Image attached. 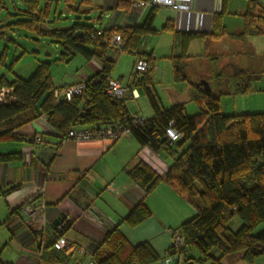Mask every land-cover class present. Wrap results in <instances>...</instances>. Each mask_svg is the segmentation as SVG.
<instances>
[{
    "label": "trees",
    "instance_id": "16d2710c",
    "mask_svg": "<svg viewBox=\"0 0 264 264\" xmlns=\"http://www.w3.org/2000/svg\"><path fill=\"white\" fill-rule=\"evenodd\" d=\"M23 1L28 4L29 11L18 22L34 28L36 21L48 16L50 5L44 8L43 0ZM132 1L118 0V6L129 7ZM91 2L92 0H82L80 4L87 5ZM67 3L71 10L80 9L75 6V0H67ZM3 4L4 0H0L2 35ZM157 10V7H153L141 25L103 29V34H99L100 28L94 25L78 22L69 28L49 31L66 48L64 54L79 51L89 60L97 57L102 62V69L85 79L83 96L75 95L70 100L63 96L57 99L55 91L62 86L58 87L54 82L48 61H41L29 78L16 77L8 80L4 76L0 77V91L3 88L10 89L6 101L0 102V142L18 139L17 131L41 114L48 118L49 123L63 138L71 128L78 125L90 127L115 122L130 127L131 134L137 141L154 151L174 155L175 145H186L189 141V145L174 156L163 175L143 159L128 168L129 175L146 192L165 182L195 207L196 213L192 217L173 228L180 229L186 241L179 255L193 247L204 257L219 260L224 256L237 259L245 255L253 261L258 255L264 254V231L253 233L257 224L264 221V111L226 113L222 110L220 89L213 86L212 91L207 92L197 86V83L193 85L194 94L201 108L196 114L190 115L184 103L170 107L160 106L148 87L156 71V56L153 51L146 56L147 72H142L141 80L138 78L145 85L154 109V115L146 117L145 123L133 122L135 113L129 111L127 101L106 91L107 80L112 76L115 65L114 53L120 49L111 46L105 41V37L118 32L123 39L122 50L136 51L145 35L156 32L154 20ZM222 15L223 11L214 14L212 29L208 33L183 32L184 48L198 35H203L206 45H209L213 40L222 39L229 34ZM244 17L242 30L233 36L246 41L250 36L264 34V5L261 0H249ZM163 29L175 30L172 20L168 19ZM77 30L82 32L78 33ZM85 43L94 45V49L87 48ZM110 50L114 58L109 56ZM189 57L191 55L187 49L181 55L171 56L177 79L185 76ZM241 73H244L243 78L237 79L235 83L229 81V87L234 85L233 93L254 90L252 75L243 70L237 71V74ZM206 78L208 79L207 76ZM170 124L182 132V137L176 141H171L166 135ZM21 156V152L0 153V160L19 159ZM151 214L148 205L141 201L122 222L136 226ZM236 214L242 219V225L238 230H232L230 222ZM106 242L110 243V251L103 254L98 250L94 254L98 264H152L160 257L148 241L132 244L119 227L108 232ZM215 248L221 251L219 257L213 255ZM175 253L178 251L172 245L168 255Z\"/></svg>",
    "mask_w": 264,
    "mask_h": 264
},
{
    "label": "crops",
    "instance_id": "0c3cea01",
    "mask_svg": "<svg viewBox=\"0 0 264 264\" xmlns=\"http://www.w3.org/2000/svg\"><path fill=\"white\" fill-rule=\"evenodd\" d=\"M261 1L264 5V0ZM81 2L82 0H75V6L80 8L75 10L77 14L89 15L99 11L101 15H98L94 26L108 30L141 25L151 9L159 7L150 6L141 11L132 10L130 6L119 7L118 0H92L91 4L87 5L80 4ZM228 2L223 0V12L228 8ZM65 4L69 10L67 0ZM198 5L201 10L209 12L214 0H198ZM164 7L172 11V15L164 20H172L175 30H164L173 33V50L181 48L183 32L211 31L214 14L222 12H209V26L204 30H185L176 25L178 13L168 6ZM245 10L242 9L241 13L244 14ZM53 20H57V17ZM223 21L225 24L230 22L227 16ZM77 22L83 23L80 19L67 27H55L54 30L69 28ZM242 28L243 25H240L235 31H228L229 34L222 39L213 40L209 45H206L204 37L201 38L203 46L208 49L205 50V55L200 57L206 65V71L212 64L211 55L222 53L227 56L231 54L232 49L247 45V42L233 36ZM149 39V34L145 35L142 43L148 42ZM251 39L250 36L246 41L249 43ZM193 42L196 41L192 39L189 46H192ZM209 48L212 53H209ZM190 55L187 63L194 58V54ZM109 56L114 58L111 50ZM251 60H248L247 68L242 67L236 60L228 61L234 70L233 64H236L238 70L252 75L254 88L249 92L238 91L241 95H251L253 100L248 106L233 109L229 113L264 111V86L253 85V80L263 76L264 55L257 59L256 65ZM88 69L89 71L74 75L73 80L57 83V86H65L93 76L102 69L101 60L97 57L91 58ZM159 69L160 67L156 66V72ZM139 74L132 81L135 87L134 80L139 78ZM137 91L140 95L138 88ZM233 92L234 90H226L228 94ZM153 115L154 111L146 117ZM35 134H41L43 141H30ZM17 135L18 139L0 142V153H22L19 159L0 160V264H89L95 261L96 251L99 250L103 254L110 251V243L106 242L107 234L117 227L132 244H137L142 238H149L143 237L138 231L143 225L153 231V221L155 226L158 224L164 230L162 225L166 222L181 224L189 218V215H185L186 200L167 183L161 182L152 191L146 192L144 187L129 175L128 168L135 165L139 159L145 160L163 175L175 156L141 145L131 133L116 140L64 139L49 123L48 118L41 114L22 126ZM141 201L148 205L151 216L136 226L122 222ZM27 207H31V211H27ZM64 220L67 223L62 227L60 223ZM174 226L169 225V228ZM58 234L68 237L70 248L61 251L53 248L52 243ZM228 259L232 261V258Z\"/></svg>",
    "mask_w": 264,
    "mask_h": 264
},
{
    "label": "rangeland",
    "instance_id": "374dc122",
    "mask_svg": "<svg viewBox=\"0 0 264 264\" xmlns=\"http://www.w3.org/2000/svg\"><path fill=\"white\" fill-rule=\"evenodd\" d=\"M228 1V8L225 9L222 16L223 18L227 16L230 22L228 24L224 23V26L228 31H235L240 25H244L245 17L241 13V10L248 7L249 0ZM42 3L44 8L50 5L49 14L48 16H44L40 21H36L34 28H30L18 22V20L28 15L26 13V11H29L28 4L23 0H4V4L1 7V24H3L2 33L4 35L0 34V77L4 76L8 80H14L16 77L29 78L41 61L50 62V71L56 85L62 81L73 80L74 75L80 74L83 71H89V59L83 53L78 51L74 54H64L63 52L66 49L64 45L48 32L55 27H67L80 19L85 24L94 25L100 12L98 11L89 15L83 13L77 14L75 10H68L66 8L65 0H43ZM169 15H172L171 10L164 6L158 7L154 20L156 32L149 34L150 39L148 42L142 43L141 40L137 48L138 53L155 52L153 53L156 56V66L160 67V69L153 73L148 87L154 93L159 105L170 107L175 104L184 103L190 115L196 114L199 112L201 104L194 94L193 85L199 79L207 76L212 87L214 86L222 92L221 103L224 112L228 113L233 109H242L248 106L253 100L251 95L226 93V90H235L234 85L228 86L229 81L235 83L237 79L244 77V73L237 74L228 61L236 60L242 67L247 68L249 61L252 59L251 62H254L253 64L256 65L257 59L259 60L264 55V34L251 36L252 39L249 43L245 41L247 42L246 46H238L232 49L230 55L225 56L222 53L211 55L210 57H214V59L211 60L212 64L208 71H206V65L200 60V57L205 55V50L207 49L205 45L203 46V35L195 36L194 41L196 42H193L192 46L187 47L186 44L184 48L182 43L181 48L173 50V45H171L173 33H169L163 29V24L166 21L164 19L169 17ZM55 16L57 20L54 21L53 18ZM84 45L89 49H94L95 47L94 45L90 46V43H85ZM186 49L189 54H194V58L185 68V76L177 79L170 55H181L183 50L186 51ZM209 53H212L211 48H209ZM114 56L116 62L112 70L113 77L120 78L123 82L130 81L133 84L132 69L137 59L136 51L131 52L130 50L123 49L119 54L118 52L117 54L114 53ZM262 74L263 76L260 79L253 80L255 87L264 86V72ZM142 76L143 74L140 73L139 80L142 79ZM139 80H135L136 87L140 91L139 97L126 101L131 113L140 112L144 116H147L154 109L145 85ZM201 87L204 88L203 86ZM189 143L188 141L186 145H175L174 155L180 153ZM185 202L187 204H185V215H189L187 218H190L194 215L195 207L187 200ZM154 223L152 221L155 228L153 231L149 228L146 229L145 225L138 230L143 237H149L148 239L142 238V241H148L160 255L159 259L152 264H189L191 261H193L192 264H264V254L258 255L253 261H250L245 255L237 259L230 257L232 261L228 259L229 256H224L217 260L214 257L202 256L193 247L183 251L179 256L172 255L173 258L169 259L171 257L168 255L169 249L173 245L171 230L180 224L178 222H175V224L166 222L162 225L164 228L162 230L160 225L157 224L155 226ZM169 225L175 226L170 229ZM241 225L242 219L236 214L231 220L230 226L232 230H238ZM262 231H264V221L257 224L253 233L259 234ZM219 250L218 248L214 249L213 252L216 253H213V255L215 254V257L221 255V251Z\"/></svg>",
    "mask_w": 264,
    "mask_h": 264
},
{
    "label": "built area",
    "instance_id": "2783aa9c",
    "mask_svg": "<svg viewBox=\"0 0 264 264\" xmlns=\"http://www.w3.org/2000/svg\"><path fill=\"white\" fill-rule=\"evenodd\" d=\"M150 6H168L175 10L178 15L176 17V25L178 28L185 30H204L209 26V12L217 13L221 12L223 8V0H214V5L211 11L201 10L198 5V0H133L130 4L132 10H141L144 11ZM200 9V10H199ZM99 34H103L104 30L99 29ZM105 41L108 42L111 46L119 48L120 50L115 51V54H118L122 51L123 39L120 33L114 32L111 36H106ZM137 60L133 69L132 76L135 77L137 73L147 72L148 70V60L146 58L147 53H138ZM86 88V81L79 80L73 83L67 84L56 89L55 94L57 99L60 96L65 97L70 100L75 95H84ZM10 91L9 88H3L0 91V102L6 101L7 93ZM106 91L108 94L123 98L125 100L135 99L139 97L137 88L131 84V82H123L120 78L109 77L107 80ZM133 122L136 123H145L147 118L146 116L135 113L133 115ZM131 133V129L128 126L117 124L115 122L103 123L99 126L93 127H73L69 130L68 134L64 139H73V140H93V139H111L116 140L122 136L128 135ZM166 135L171 141H176L182 137V132H180L176 127L170 124L166 129ZM30 141L40 142L43 141V136L41 134H35L31 137ZM27 211H31V207L26 208ZM67 221L64 220L60 223V226L66 225ZM173 238V246L178 251L174 255L179 256V251L185 246V237L182 234L180 229L171 230ZM53 248L55 250H66L70 248V240L64 234H58L54 239ZM43 247L41 251H43ZM173 256L169 257L172 259ZM179 258V257H178ZM89 264H98L96 261H91Z\"/></svg>",
    "mask_w": 264,
    "mask_h": 264
},
{
    "label": "water",
    "instance_id": "95a60500",
    "mask_svg": "<svg viewBox=\"0 0 264 264\" xmlns=\"http://www.w3.org/2000/svg\"><path fill=\"white\" fill-rule=\"evenodd\" d=\"M77 32L79 33V32H82V31L81 30H77ZM233 65L236 67L234 71L237 72L238 71V66L236 64H233ZM196 85L197 86H203L205 91H207V92H210L213 89L210 81L207 78H205V77H203L200 80H198ZM192 263H193V261L189 262V264H192Z\"/></svg>",
    "mask_w": 264,
    "mask_h": 264
},
{
    "label": "flooded vegetation",
    "instance_id": "af4514ba",
    "mask_svg": "<svg viewBox=\"0 0 264 264\" xmlns=\"http://www.w3.org/2000/svg\"><path fill=\"white\" fill-rule=\"evenodd\" d=\"M236 68V67H235ZM240 70V69H239Z\"/></svg>",
    "mask_w": 264,
    "mask_h": 264
}]
</instances>
